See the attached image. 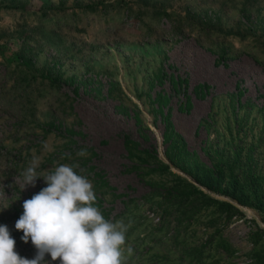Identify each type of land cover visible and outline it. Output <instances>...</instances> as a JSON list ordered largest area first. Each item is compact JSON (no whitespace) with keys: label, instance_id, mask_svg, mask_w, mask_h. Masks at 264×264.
<instances>
[{"label":"rangeland","instance_id":"1","mask_svg":"<svg viewBox=\"0 0 264 264\" xmlns=\"http://www.w3.org/2000/svg\"><path fill=\"white\" fill-rule=\"evenodd\" d=\"M171 78L187 83L173 90ZM158 95L188 158L166 155ZM126 137L137 156L169 170L129 159ZM79 148L93 150L88 166L108 183L109 220L127 226V264H255L264 201L245 205L201 186L195 164L239 153L236 173L250 165L264 200V0H0V224L22 257L36 249L15 222L46 187L37 179L21 190L22 171L36 155L41 176L60 164L80 173L82 161L66 159ZM177 181L216 203H167L156 186ZM219 202L235 208L227 214Z\"/></svg>","mask_w":264,"mask_h":264},{"label":"clouds","instance_id":"2","mask_svg":"<svg viewBox=\"0 0 264 264\" xmlns=\"http://www.w3.org/2000/svg\"><path fill=\"white\" fill-rule=\"evenodd\" d=\"M88 155L86 149L77 152L80 157ZM39 167L40 158L33 155L21 173V190L35 187L37 179H43L46 187L24 200L23 212L15 222V229L23 233L20 239L25 244L31 241L36 254L32 259L22 257L8 226L0 224V264L57 260L59 264H127L133 254L126 247L127 226L122 220L105 219L95 206L92 181L76 171L79 165L60 164L44 176L38 173Z\"/></svg>","mask_w":264,"mask_h":264},{"label":"trees","instance_id":"3","mask_svg":"<svg viewBox=\"0 0 264 264\" xmlns=\"http://www.w3.org/2000/svg\"><path fill=\"white\" fill-rule=\"evenodd\" d=\"M164 79V74H156L155 82L161 84ZM53 81V80H52ZM58 81V78L55 80ZM171 84L173 90H178L183 83H187L185 80H176L171 78ZM52 83V82H51ZM206 86L199 85L195 88V93L201 92V95L204 94ZM154 102L157 104L156 113L162 117L163 122L165 123V130L163 132V143L166 145V155L169 160L173 162V159L178 155H183V157L188 158L190 154L185 148V145L182 143L180 136L175 132L172 127V124L169 122V116L164 115L163 108L167 104L166 97H161L158 95ZM187 107H190V99L187 98ZM74 143L73 141L69 144ZM125 149L128 153L129 159L137 158L141 163L145 164L152 173H161L169 170V166L163 165L161 163L155 162L152 165L146 160V158L137 156L135 153H138L136 150V144L132 142L129 138H125L124 141ZM84 149V148H79ZM89 153L86 157L77 156L76 151H70L69 156L66 159L73 158L74 161H82L80 163L83 168V174H91L92 182L94 184V189L96 190V202L95 206L100 209L105 219L109 220V210L103 207L105 202L104 197L106 194V189H109L108 183L104 179L101 173H96L93 168L88 166L89 159L95 156V153L92 149H87ZM78 152V151H77ZM143 156L148 157L146 151L140 153ZM147 154V155H146ZM71 155V156H70ZM239 153H236L233 158L226 159L220 162L212 164L208 167L202 164V170L198 163L195 164V168L200 172L198 178L201 186L216 192L217 194H222L230 197L231 199L236 200L237 202L245 205H255L256 207H261L263 199L258 192V184L256 179L252 177L251 166L247 165V169L244 174L238 175L236 173V167L240 168L239 164ZM152 166V168H150ZM81 173V172H80ZM81 173V174H82ZM160 192L165 196L164 199L167 200V203H175L177 206H181L184 203L187 204H196V205H208L216 203L215 199H212L209 195L204 193L199 187L192 185L187 182L177 181L175 186L167 188L166 186H156ZM97 194L99 196H97ZM218 206L229 214L234 210V206L227 202H219ZM255 264H264V251L257 252L253 256Z\"/></svg>","mask_w":264,"mask_h":264}]
</instances>
